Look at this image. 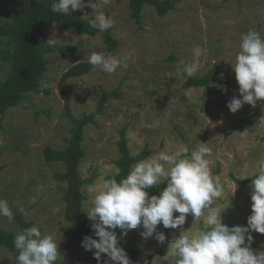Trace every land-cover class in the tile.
Returning a JSON list of instances; mask_svg holds the SVG:
<instances>
[{
  "label": "rangeland",
  "instance_id": "374dc122",
  "mask_svg": "<svg viewBox=\"0 0 264 264\" xmlns=\"http://www.w3.org/2000/svg\"><path fill=\"white\" fill-rule=\"evenodd\" d=\"M9 4L8 0H0V8ZM76 12L82 16L86 12L85 17L104 12L114 22L109 30L118 47L109 51L104 34L73 33L65 30L59 21L45 31V42L54 37L59 39L58 44L75 46L77 50L49 53V69L40 92L28 93L6 114L0 138V164L4 167L0 172V199L8 201L14 218L10 222L0 216V226L20 232L16 215L23 208L25 219L54 236L60 264H92L87 259L88 251L71 233L62 230L68 224L66 183L58 180L55 172L63 171L65 166L62 162H47L44 155L46 146L55 149L69 146L72 122L66 113L59 81L68 68L88 61L92 52L125 59L127 66L121 65L113 73L96 68L65 83L72 112L77 117L96 109L103 91L116 90L118 94L110 98L104 113L85 127V156L80 172L92 181L83 186L86 196L83 210L90 209L92 198L104 180L115 179L120 158L116 142L125 128L134 155L145 147L151 150V156L181 147L191 150L200 142L207 143L212 152V175L219 177L224 189L222 196L215 198L210 206L220 211L226 209L222 223L228 227L247 226L252 204L251 182L240 185L235 178H252L256 162L264 157V100L257 101L255 107L244 104L232 113L227 104L233 97L241 98L239 90L221 83L186 89L182 67L196 59L193 49L199 46L202 54L196 74H204L218 62L235 74L232 65L240 51L242 35L254 29L264 36V0H180L165 16L146 5L141 25L131 16L129 0H110L107 5L101 3L96 11L86 7L83 12ZM4 47L0 42V48ZM9 71L10 63L0 58V81ZM213 85L226 87V91ZM88 221L91 228L93 222ZM203 227V217L194 219L189 214L185 224L176 229L157 226V231L166 236L163 243L154 238L145 240L140 235L143 228L138 227L129 230L126 236L121 235L119 244L141 251V255L130 259L132 264L149 261L176 264L169 246L171 240L179 237L181 231ZM251 235V247L257 252L264 251L255 247L264 245V234L253 231ZM0 264H17L14 254L4 247L0 248Z\"/></svg>",
  "mask_w": 264,
  "mask_h": 264
},
{
  "label": "clouds",
  "instance_id": "9594fccd",
  "mask_svg": "<svg viewBox=\"0 0 264 264\" xmlns=\"http://www.w3.org/2000/svg\"><path fill=\"white\" fill-rule=\"evenodd\" d=\"M110 0H55L53 12L69 15L86 7L96 9ZM88 16L85 12L84 17ZM113 20L104 12H97L89 26L105 32L113 26ZM58 38H49L45 44L54 47ZM240 51L232 68L239 86L241 98L233 97L227 108L236 113L244 104L256 106L264 100V36L249 29L241 37ZM199 46L193 49L196 58L190 64H183L182 71L188 78L200 68ZM88 63L94 69L113 73L121 65L127 66L125 59H118L103 52H92ZM221 78L223 74L221 73ZM221 87L219 85H213ZM226 91V87H221ZM211 149L200 142L196 148L181 147L172 152H160L135 163L125 178L104 180L99 185L91 207L84 211L91 224L94 236L86 235L82 247L93 251L100 264L102 254L113 264H132L125 249L119 244L116 229L123 236L131 229L142 226V238H154L159 243L166 240L163 232L157 231L162 224L166 229L183 226L190 214L194 219L203 217V229L182 232L170 242L176 264H264V251L257 252L251 247L255 231L264 234V157L255 164V177L251 181V215L247 226L228 227L222 223V214L217 207H211L215 198L223 194L219 177L211 172ZM166 181L158 195H149L148 189ZM228 209V208H227ZM205 210L206 213H205ZM24 212V209H20ZM178 213L179 215H174ZM0 216L10 222L14 218L9 203L0 199ZM98 238V239H97ZM247 241V243H246ZM17 250V264H55L60 258L58 244L52 234L42 232L37 226L18 232L13 240Z\"/></svg>",
  "mask_w": 264,
  "mask_h": 264
},
{
  "label": "trees",
  "instance_id": "16d2710c",
  "mask_svg": "<svg viewBox=\"0 0 264 264\" xmlns=\"http://www.w3.org/2000/svg\"><path fill=\"white\" fill-rule=\"evenodd\" d=\"M8 1L10 2L9 5H4L0 8V42L5 44L4 48H0V58L10 63V71L7 77L0 81V138L4 132L5 118L8 110L20 104L28 93L40 92L41 82L49 69L47 55L52 52L65 54L69 51L77 50V47L66 44L57 43L54 47L45 44V31L56 21L61 22L65 30L80 35L93 36L98 33L104 34L109 51L116 50L119 44L109 29L105 32H100L98 29L89 26V21L94 16L84 17L76 11L69 15L53 12L51 5L55 0ZM116 1L121 2L122 0ZM178 2L180 0H129V6L132 18L141 25L146 5L153 6L160 16H165L169 11L176 8ZM170 59H174V56H170ZM93 69V66L88 61H80L68 68L62 75L59 87L65 99L67 116L72 122L70 128L71 139L67 148L55 149L51 146L44 148L47 162H62L65 166L63 171L55 172V177L66 183L64 200L65 217L68 220V224L63 226L62 230L71 233L77 239L79 245H82V240L86 235L96 238L91 231L88 217L83 210L86 198L83 186L92 181V179L82 177L80 172V164L85 156L83 147L85 127L90 123H94L96 117L104 113L105 107L112 96H118L116 90L103 91L96 109L90 113H85L81 117L73 114L70 106L71 99L66 91L65 83L70 78L83 76ZM221 73L223 74V78H221ZM214 83H221L234 90H239L235 74L228 72L219 62L215 63L204 74H195L191 78L186 76L184 88L209 87ZM116 143L119 148L120 158L117 160L118 172L115 175V179L119 182L128 175L135 163L147 158L151 150L145 147L138 154H132L125 128L120 131V137ZM1 153L2 150L0 148V156ZM3 168L0 164V172ZM254 177L255 175L252 178L244 180L235 178V180L240 185H246ZM164 187H166V181L163 180L158 186L148 189L149 195H158ZM16 219L20 225V231L33 226L32 221L24 218V212L18 213ZM115 231L120 240L122 235L120 229L117 228ZM16 234V232L3 229L0 226V248L4 247L11 251L15 256V260L18 255L13 245ZM255 247L264 250V245H256ZM122 248L125 249L129 259L141 255V251L137 248ZM93 251H88L87 259L92 264H98V261L93 256ZM55 264H60L59 260ZM100 264H109L104 254L101 256ZM147 264L152 263L149 261Z\"/></svg>",
  "mask_w": 264,
  "mask_h": 264
}]
</instances>
